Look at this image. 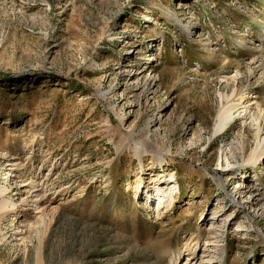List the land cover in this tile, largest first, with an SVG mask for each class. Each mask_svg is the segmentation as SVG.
I'll list each match as a JSON object with an SVG mask.
<instances>
[{
	"label": "rangeland",
	"instance_id": "rangeland-1",
	"mask_svg": "<svg viewBox=\"0 0 264 264\" xmlns=\"http://www.w3.org/2000/svg\"><path fill=\"white\" fill-rule=\"evenodd\" d=\"M259 110L264 0H0V264H264Z\"/></svg>",
	"mask_w": 264,
	"mask_h": 264
},
{
	"label": "bare ground",
	"instance_id": "bare-ground-1",
	"mask_svg": "<svg viewBox=\"0 0 264 264\" xmlns=\"http://www.w3.org/2000/svg\"><path fill=\"white\" fill-rule=\"evenodd\" d=\"M180 25L182 26V30L184 33L191 32V28L186 26V25H183L181 23V21H180ZM236 90L237 89H235V88L232 89L230 96L223 95L224 104H223L222 108L220 109V112L217 115V119H216V122L214 124V134L221 133L224 130H226L227 127L229 126V124L231 123V121H233V112H234L233 108L235 109L238 104L236 105L233 103L232 104H229V103H230L232 97L235 96ZM242 94H243L242 92H239V96ZM249 96H250V94L245 96V98H248ZM241 103L242 102H239V104H241ZM238 108H241L242 111H244V110L248 109V106L244 105V106L240 107V105H239V107H237V109ZM258 113H259V119H257L255 121L256 127L253 128L254 129L253 134H251V135H253L252 136L253 137L252 146L250 145L251 142L248 141L249 139L247 140L244 137H242L238 141H233V140L230 141L229 140V141L225 142L223 147L221 148L220 159L218 160V163H217L218 166L224 167V169L228 168V170L233 169L234 162L239 168L245 167L247 165L255 166L264 157V131L262 130L263 128H261L262 127L261 123H262L263 113L260 110L258 111ZM131 134L135 135L134 132H132ZM140 135L145 137V139H148L147 138L148 137L147 136V130L143 129V131H141ZM151 145L153 148H155V149H152L151 151L155 152L156 157H158L157 159L161 160L160 162L156 163L155 170L158 171L160 169H163V167H164L163 164H164V161H166L164 155H166V153H163V149H161L158 145H156L154 143ZM7 165H10L11 167H16V168H17V166H19V164H17V163H8ZM8 174L9 173H7V175ZM10 175L12 176V174H10ZM165 177H167V176H164V177L154 176V177H152V182L153 181L156 182V181L161 180L162 178H165ZM161 181L165 182L168 180L163 179ZM238 183H239V185L235 186L233 189H236V188L239 189L241 187L238 190V193L240 194L241 200L240 201L235 200V202L233 203L234 208H236V207H238L239 209L242 208L243 202H246V203L251 204V205H256L261 198L260 193L258 191H256L253 187H251L250 183H248V181L246 183L245 180H241ZM0 185L3 187L2 183H0ZM35 188H37V187H35ZM228 193L232 194V190Z\"/></svg>",
	"mask_w": 264,
	"mask_h": 264
}]
</instances>
